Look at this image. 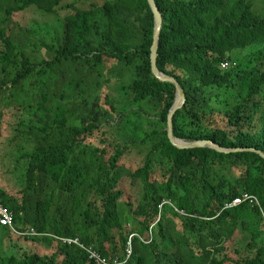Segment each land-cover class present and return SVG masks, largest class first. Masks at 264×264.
<instances>
[{
	"label": "trees",
	"instance_id": "16d2710c",
	"mask_svg": "<svg viewBox=\"0 0 264 264\" xmlns=\"http://www.w3.org/2000/svg\"><path fill=\"white\" fill-rule=\"evenodd\" d=\"M63 1L0 0V94L17 99L0 111V149L6 137L17 174L10 187L1 169L0 203L17 231L41 234L0 226V264H92L60 236L120 264H264V158L170 143L175 87L151 72L148 1L71 12ZM155 1L157 65L186 94L175 136L264 153V0L259 10L252 0ZM244 193L260 206L226 207Z\"/></svg>",
	"mask_w": 264,
	"mask_h": 264
},
{
	"label": "water",
	"instance_id": "95a60500",
	"mask_svg": "<svg viewBox=\"0 0 264 264\" xmlns=\"http://www.w3.org/2000/svg\"><path fill=\"white\" fill-rule=\"evenodd\" d=\"M147 1L149 3V6L154 16L153 40H152V44L150 48L151 72H152L153 77L157 81L162 82V83H169L175 87V100L168 113L167 127H166V132H167V136H168L170 143L174 147L180 150L194 149V148H209L219 153H225V154H230V153L238 152V151H251V152H256L262 158H264L263 152L255 150L253 148L226 149L211 140L185 141L175 136L174 130H173V118L176 112L181 110L185 106L186 94H185L184 88L181 86V84L177 81L175 77L163 73L158 68V65H157L158 48H159V41H160L164 18H163V15L156 1L155 0H147Z\"/></svg>",
	"mask_w": 264,
	"mask_h": 264
},
{
	"label": "rangeland",
	"instance_id": "374dc122",
	"mask_svg": "<svg viewBox=\"0 0 264 264\" xmlns=\"http://www.w3.org/2000/svg\"><path fill=\"white\" fill-rule=\"evenodd\" d=\"M92 2H96L98 4H102L104 3L106 0H91ZM90 0H64L63 3L66 4L67 6L70 4V5H74L72 6L71 8L68 6V8H70V12L73 10V8H76V7H79V8H86V7H89V3L91 2ZM252 5H253V9H254V6H255V9L259 10L262 5H263V0H252L251 1ZM67 10L69 9H66L65 7L60 9L59 12H66ZM18 18H21L22 20L25 19V16L24 15H15L13 16V19L16 20ZM39 54V52H38ZM44 55V54H43ZM238 55H241V53H238ZM45 56V55H44ZM241 58L244 59L243 55L241 56ZM230 62V61H228ZM232 63V62H230ZM233 64V63H232ZM234 66V64H233ZM232 66V67H233ZM231 67V68H232ZM112 95H113V98H117L119 96V94H116V90H112L111 91ZM16 103L17 102V99L14 97V98H11L7 91L3 92L0 94V111L4 110V109H7V108H11L10 105L12 103ZM124 100L121 101V106L123 107L124 106ZM119 109H121V107L118 106ZM7 112V111H6ZM85 113V112H84ZM19 115V114H18ZM25 117L27 118H35L34 114H33V110L32 111H29L25 114ZM7 120H10L9 119V113L7 115ZM13 120V119H12ZM117 122H115L114 124H116ZM113 124V125H114ZM218 124V123H217ZM219 125V124H218ZM220 125L223 126V121H221L220 119ZM148 128H150L151 126L147 125ZM124 126H122L120 129L121 131L118 129L120 135L122 136V134L124 133V130H123ZM3 131L5 133H7V129H3ZM101 131H108L110 132L114 137L118 138L119 137V134L116 133L115 131V128L114 126H111L109 124H103L102 127H101ZM122 132V133H121ZM126 134V133H124ZM3 140V146L2 148L0 149V154H2V156L0 155V171L2 169V172L4 173V175L6 174V178H7V181H8V186L12 187L13 186V183L11 182L10 180V177L13 179L14 182H16V178H17V174L14 172V169H13V164H14V160H11L10 163H9V154L11 152V147L9 145V141L5 138L1 139ZM18 143H16L15 145H17ZM131 148L134 149V152H141V154H136L137 157L139 158H143V155L146 154L147 152V147L143 146V145H135V146H130ZM16 151V149H14ZM14 156V154L12 155V157ZM17 156V155H15ZM11 157V158H12ZM9 173V174H8ZM18 187L19 185L16 184ZM121 211L123 212L124 214V218L126 217L125 214L127 212L126 208H122ZM135 229L134 226H131V225H128V224H125V230L128 232V230L130 229ZM15 235V233L13 232H10V235ZM127 234V233H126ZM20 236V235H19ZM24 236V235H23ZM6 240H4V242L2 243V247L3 245H6ZM1 248V246H0Z\"/></svg>",
	"mask_w": 264,
	"mask_h": 264
},
{
	"label": "built area",
	"instance_id": "2783aa9c",
	"mask_svg": "<svg viewBox=\"0 0 264 264\" xmlns=\"http://www.w3.org/2000/svg\"><path fill=\"white\" fill-rule=\"evenodd\" d=\"M233 64L228 62V61H224L221 63V69L222 70H228L233 66ZM234 66H235V64H234ZM245 201H249L252 204L255 203V204L260 206L258 199H256L255 196L247 195L244 193L240 197L234 198L230 204L226 205V207H235V206H237V205H239ZM0 226L7 227L10 229L11 232H13L17 235H20V236H23V235L24 236L25 235H30V236L40 235V233L35 232L34 231L35 229H33V228L29 229L27 231H24V232L17 231V229H15V227H14V214H13V212L10 211L9 209H7L6 207H4L1 203H0ZM57 238L63 243H67V244L74 243V244L78 245L79 247H81L82 249H84L86 254H87L88 259L92 261V264H120V262L117 261L116 259H114L112 262H107L93 248L86 247L83 244H81L79 242V240L77 239V237L70 238V237H63L62 236V237H57ZM126 254H127V256H126V258H127L130 255V244H129V242L127 243Z\"/></svg>",
	"mask_w": 264,
	"mask_h": 264
},
{
	"label": "clouds",
	"instance_id": "9594fccd",
	"mask_svg": "<svg viewBox=\"0 0 264 264\" xmlns=\"http://www.w3.org/2000/svg\"><path fill=\"white\" fill-rule=\"evenodd\" d=\"M235 64V63H234ZM233 68V67H232ZM166 203H168V202H166ZM169 204V203H168ZM160 207V206H159ZM41 235V234H40ZM60 237H62V236H60ZM64 237V236H63Z\"/></svg>",
	"mask_w": 264,
	"mask_h": 264
}]
</instances>
